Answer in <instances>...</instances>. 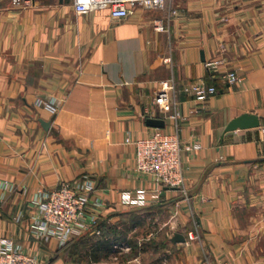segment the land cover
I'll use <instances>...</instances> for the list:
<instances>
[{"label":"crops","instance_id":"obj_1","mask_svg":"<svg viewBox=\"0 0 264 264\" xmlns=\"http://www.w3.org/2000/svg\"><path fill=\"white\" fill-rule=\"evenodd\" d=\"M213 56L239 79L209 81L203 61ZM165 77L174 81V118L151 102ZM200 77L215 86L204 102L181 89ZM36 97L53 99L56 111L34 105ZM243 112L259 125L223 132ZM148 117L189 146L180 153V187L135 168L134 141L156 128ZM263 126L264 0H166L119 18L106 8L76 13L70 0H0V181L14 184L0 186V236L40 263L57 245L30 235L38 211L29 199L88 175L106 200L107 224L141 209L119 204L120 191L158 193L141 210L153 222L144 237L152 247L126 264H264ZM174 232L182 242L169 240Z\"/></svg>","mask_w":264,"mask_h":264},{"label":"built area","instance_id":"obj_2","mask_svg":"<svg viewBox=\"0 0 264 264\" xmlns=\"http://www.w3.org/2000/svg\"><path fill=\"white\" fill-rule=\"evenodd\" d=\"M19 0H12L18 2ZM166 0H70L72 9L76 13H84L91 9L106 8L115 18L123 17L136 7H159ZM175 12V8L171 9ZM154 27L161 29V23H154ZM223 58L213 56L203 61L212 78H220L226 83H233L239 79L234 68L219 69ZM172 77L161 78L157 81L151 102L170 118L176 116L169 92L173 89ZM183 92L193 99L204 102L215 93L212 82H206L200 77L181 86ZM34 105L43 107L51 113L56 111L53 99L45 100L36 97ZM264 133V126L261 128ZM197 145H194L196 147ZM189 148L181 145L175 130L166 131L154 128L147 136L134 141L135 168L147 174L155 183L167 187H180L182 184L181 150ZM0 186L12 189L11 181L2 179ZM158 193L143 189L134 191L122 190L118 196V203L128 207H142L157 201ZM28 207H35L38 214L32 218L30 235L34 238L48 241L53 239L57 246L63 245L68 239L78 236L86 230L93 229L105 214L106 200L97 190L95 181L88 175H80L70 180L61 181L51 189L38 188L27 203ZM19 216V215H18ZM188 239H195L193 229L186 231ZM113 251L119 254L128 250L127 243H113ZM115 258L116 254L113 253ZM35 256L24 253L9 237L0 236V264H36ZM221 264H228L223 262Z\"/></svg>","mask_w":264,"mask_h":264},{"label":"trees","instance_id":"obj_3","mask_svg":"<svg viewBox=\"0 0 264 264\" xmlns=\"http://www.w3.org/2000/svg\"><path fill=\"white\" fill-rule=\"evenodd\" d=\"M209 81L215 82V78L210 76ZM146 207H141V209L135 211L119 212L117 213L118 219L112 224H107L106 218L99 220L95 225L98 233H95L93 229H89L78 236L70 238L71 240L69 239V241L61 246L60 250H56L51 260L59 258L61 255L60 252H64L67 248V253L65 254L71 264H77L75 262L79 259L85 260L87 264H93L99 261L100 257H105L113 251L111 248L113 243L122 241L125 243L128 242L131 248L136 249L131 254L132 256L135 255L138 250H143V248H138L139 245L135 238L130 239L127 236L130 234L133 226L140 225L145 221L141 210ZM116 264L126 263L119 261Z\"/></svg>","mask_w":264,"mask_h":264},{"label":"rangeland","instance_id":"obj_4","mask_svg":"<svg viewBox=\"0 0 264 264\" xmlns=\"http://www.w3.org/2000/svg\"><path fill=\"white\" fill-rule=\"evenodd\" d=\"M157 128V127H156ZM165 214L164 213H162L160 216H159V220H163V219H165ZM153 222L151 221V220H146V221H144V223H142V225H141V227H140V230H137V232H132V233H130V234H128V236L127 237H130V239H133V238H135L136 236L137 237H141V236H143V238L139 241V243H138V248H143V250H148L149 248H151L152 247V243L154 242V240H150V239H145L144 237H145V235L147 234V232L150 230V231H153V229H152V224ZM156 229V228H155ZM87 231V230H86ZM159 233H160V236L159 237H162V235H161V231H159ZM75 237V236H74ZM71 238H73V237H71ZM71 240V239H70ZM67 241H69V239L67 240ZM66 241V242H67ZM65 242V243H66ZM64 243V244H65ZM115 243H125V242H115ZM63 244V245H64ZM127 244L129 245V249L128 250H125V251H122V252H120L119 254H117L115 251H112L111 253H109V256L111 257V258H109L108 260V263H102V264H116L117 262H119V261H121L122 263H127V262H125V259H127V258H130L132 255V253L136 250L135 248H131V245L127 242ZM63 245H60V246H57V248L55 249V251H54V253L56 252V250H60V247L61 246H63ZM70 248V247H69ZM111 248H113L112 246H111ZM137 248V247H136ZM62 249V248H61ZM67 251V248L65 249V251L64 252H60L61 253V255H60V257L58 258L59 260H61V264H71L70 262H69V260L67 259V257H66V254L65 253H67L66 252ZM139 251V250H138ZM137 251V252H138ZM53 253V254H54ZM113 253H115L116 254V257L115 258H113L112 257V254ZM53 254H51L50 256H49V258L47 259V261H45V262H43V263H40L38 260H37V258H36V260H37V262H36V264H49V263H51V262H53L54 260H51V257L53 256ZM55 255V254H54ZM145 258L144 259H146V256H144ZM62 258H63V260H62ZM73 262H75V261H73ZM75 263H77V264H87V263H85V260H83V259H79V260H77ZM93 264H101V262H99V263H93Z\"/></svg>","mask_w":264,"mask_h":264},{"label":"water","instance_id":"obj_5","mask_svg":"<svg viewBox=\"0 0 264 264\" xmlns=\"http://www.w3.org/2000/svg\"><path fill=\"white\" fill-rule=\"evenodd\" d=\"M145 123L147 125L154 126V127L163 126V120L160 118L148 117L145 119ZM40 124L43 127H46L48 123L46 121H40ZM258 125H259V119L257 115H255L252 112H243L229 119L223 128V132L234 130V129L256 127ZM169 240L173 243L182 242L183 235L179 232H174Z\"/></svg>","mask_w":264,"mask_h":264}]
</instances>
